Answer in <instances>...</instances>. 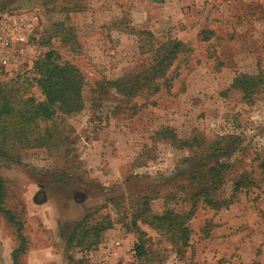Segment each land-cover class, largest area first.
Returning <instances> with one entry per match:
<instances>
[{"label": "rangeland", "instance_id": "1", "mask_svg": "<svg viewBox=\"0 0 264 264\" xmlns=\"http://www.w3.org/2000/svg\"><path fill=\"white\" fill-rule=\"evenodd\" d=\"M172 41L185 47L147 83L155 85L129 98L106 87L148 77ZM50 50L84 74V109L70 119L67 147L25 150L19 163L0 159L3 208L23 223L19 232L0 213V264H13L18 234V264H32L40 247L59 256L52 232L58 226L65 243L82 219L111 227L96 248L73 241L67 264H264V88L252 104L230 88L236 75L264 71V0H0V81L31 80ZM29 94L42 98L33 82ZM164 128L229 146L231 167L210 196L230 205L216 211L195 195L203 192L199 175L186 182L182 174L199 170L200 156L188 161L191 151L160 139ZM244 175L253 185L236 192ZM168 211L189 214L183 257L169 234L141 221ZM141 241L146 255L138 259ZM45 258L40 264H64Z\"/></svg>", "mask_w": 264, "mask_h": 264}, {"label": "trees", "instance_id": "2", "mask_svg": "<svg viewBox=\"0 0 264 264\" xmlns=\"http://www.w3.org/2000/svg\"><path fill=\"white\" fill-rule=\"evenodd\" d=\"M184 47L177 41L168 42L159 49L166 48V52L159 54V57L158 54L154 57L160 64L151 67L148 77L141 78L142 73L128 75L120 80L108 81L106 87L119 96L126 98L133 96L142 86L147 87L148 82L154 81L157 75L169 69L172 62L177 59L178 51ZM162 56L165 64L160 60ZM33 73L35 76L31 80L23 74L9 82L0 81V159L19 163L21 152L25 150L67 147L73 132L70 119L84 109L83 87L86 81L84 74L76 65L63 61L56 51L50 50L33 64ZM143 75L145 76L144 73ZM31 81L37 86L42 98L29 94ZM151 85H155V82L148 86ZM230 88L238 91L244 102L252 104L254 96L264 88V71H259L255 75L238 74L234 77ZM158 136L176 148H187L191 151L190 156L187 155L188 161H196L195 159L200 156L202 167L195 172L182 174L186 182H191L193 176L199 175L197 179L201 182L200 189L203 192L195 194L197 197L204 195L202 197L204 203L213 206L216 211L232 203L227 200L217 202L210 196L211 192L217 188V184L223 183L224 175L231 167L228 159L232 156L229 146L221 147L218 141L205 146L204 138L198 136L181 139L170 128L162 129ZM197 149H201L200 152H197ZM252 185L253 180L244 175L234 183V189L237 192ZM5 196V183L0 177V213L5 215L10 224L17 226L20 232L23 223L18 221L13 212L3 208ZM144 212L143 210L140 211L142 214H135L132 220L134 227L138 228L137 221ZM188 220L189 214L178 215L173 211H168L161 216L154 215L141 219L149 227L169 234L172 238L171 243L180 257L185 255L184 249L190 241L191 229ZM80 223L82 227L78 223L75 224L72 233L66 238L67 249L75 240L84 250L96 248L100 242L101 233L111 227V223H105V221L97 222L92 226L86 223V219H82ZM18 235L21 242L19 248L12 252L13 264H18L17 252L24 251L25 247L24 238L21 234ZM143 242L141 241L134 248L138 259L146 255Z\"/></svg>", "mask_w": 264, "mask_h": 264}, {"label": "crops", "instance_id": "3", "mask_svg": "<svg viewBox=\"0 0 264 264\" xmlns=\"http://www.w3.org/2000/svg\"><path fill=\"white\" fill-rule=\"evenodd\" d=\"M43 205H44V203L41 204V205H38V206L37 205H35V206L33 205L29 209V212L32 213L33 211L38 210V207L43 206ZM41 210H44V209H41ZM35 220L43 221L41 219V217H39L38 219L36 218ZM59 232L60 231H59V227L58 226H57V229L54 232H52L53 233V238L54 239L55 238H59L60 245L62 246L61 252H60L59 256H56L49 247H40L36 251H33L32 255H31V258L30 259L32 261V264H40V261L39 260H41V259L44 260V259H46L45 257H47V256L50 257V258H54L55 260H58V259H62L63 258L64 259V264H67V262H66V248H67V244H66V242L64 243V241L62 240ZM49 239L52 240V237H49ZM55 257H57V259ZM52 263H54V262L51 261L49 264H52Z\"/></svg>", "mask_w": 264, "mask_h": 264}, {"label": "built area", "instance_id": "4", "mask_svg": "<svg viewBox=\"0 0 264 264\" xmlns=\"http://www.w3.org/2000/svg\"><path fill=\"white\" fill-rule=\"evenodd\" d=\"M16 40H18V38H16ZM3 46L6 47V48H8V46H9V41H8L7 39L4 40V42H3Z\"/></svg>", "mask_w": 264, "mask_h": 264}]
</instances>
